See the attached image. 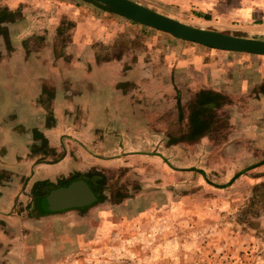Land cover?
<instances>
[{
    "label": "rangeland",
    "instance_id": "374dc122",
    "mask_svg": "<svg viewBox=\"0 0 264 264\" xmlns=\"http://www.w3.org/2000/svg\"><path fill=\"white\" fill-rule=\"evenodd\" d=\"M136 1L154 5L151 0ZM52 3L38 0V10L54 11ZM6 4L7 0H0L4 15ZM156 8L176 11L167 5ZM21 10L18 7L5 17L16 18ZM64 11L80 14L60 21L61 43L73 40L75 25L82 22L85 27L80 29L84 37L93 39L96 59L125 57L126 63L142 60L147 66L157 62L159 87L147 75L146 88L148 102L157 100L161 118L150 122L148 131L162 136L145 149L146 145L140 149L133 142L120 143L115 150L101 152L98 164L72 169L45 187L30 185L28 177L19 179L11 218L0 227V264H264V55L247 53V60L230 64V70L238 69L240 74L224 85L230 103L218 114L226 120L225 126L194 142L172 143L185 128L193 92L188 86L192 72L175 66L199 54L192 52L196 44L84 0H68ZM2 36L0 45L10 54L8 30ZM33 37L24 40L31 49L41 44ZM234 52L218 50L205 57L223 65V59L234 61L230 59ZM172 66L178 72L169 77ZM240 79L243 87L237 93ZM178 94L183 118L176 111ZM126 150L132 152H122ZM50 154L41 159L58 156ZM89 169L106 176L97 192L104 197L101 201L85 209L50 213L33 205L50 188ZM119 193L127 194L116 201Z\"/></svg>",
    "mask_w": 264,
    "mask_h": 264
},
{
    "label": "crops",
    "instance_id": "0c3cea01",
    "mask_svg": "<svg viewBox=\"0 0 264 264\" xmlns=\"http://www.w3.org/2000/svg\"><path fill=\"white\" fill-rule=\"evenodd\" d=\"M37 1L7 0L8 14L18 7L22 10L16 18L1 22L13 49L6 54L4 44L0 45V227L11 218L22 177H28L30 185L52 182L72 169L98 164L101 152L115 150L120 143L126 146L133 142L134 148L139 145L140 149L146 145L145 149L162 136L157 138L158 132L148 131L150 122L161 118L156 113L157 100L148 102L146 88L147 75L154 87H159L157 62L147 66L142 60L126 63L125 57L96 59L93 39L84 37L80 29L85 27L82 22L75 25L73 40L61 43L57 36L60 21L80 11H64L68 0H52L54 11H41ZM151 1L154 5L136 2L196 27L264 40V0ZM46 5L52 6L49 1ZM158 5L176 11H161ZM0 17L6 18L3 13ZM31 36L41 41L40 46H26L24 40ZM195 44L192 52L199 54L179 60L175 66L192 72L189 88L230 92L224 89L225 82L240 74L238 69L231 71V65L236 59L247 60V53L233 51L230 59L234 61L223 59L220 65L205 54L221 49L205 46L209 53L203 45ZM69 53L70 58L65 55ZM172 68L169 77L178 72ZM238 84L237 93L242 90V79ZM69 145L74 150H68ZM51 152L58 156L41 159Z\"/></svg>",
    "mask_w": 264,
    "mask_h": 264
},
{
    "label": "water",
    "instance_id": "95a60500",
    "mask_svg": "<svg viewBox=\"0 0 264 264\" xmlns=\"http://www.w3.org/2000/svg\"><path fill=\"white\" fill-rule=\"evenodd\" d=\"M108 12L168 33L176 38L221 50L264 55V40L242 37L217 30L196 27L162 14L133 0H84ZM203 173L202 171H200ZM98 201L96 191L85 178L50 188L33 205L43 213L82 209Z\"/></svg>",
    "mask_w": 264,
    "mask_h": 264
},
{
    "label": "trees",
    "instance_id": "16d2710c",
    "mask_svg": "<svg viewBox=\"0 0 264 264\" xmlns=\"http://www.w3.org/2000/svg\"><path fill=\"white\" fill-rule=\"evenodd\" d=\"M8 15L5 11V15ZM11 20L0 17V35H5L6 27L1 25V22ZM135 22V21H134ZM25 44V43H24ZM27 46V43H26ZM28 50V49H27ZM176 102L178 106L179 117L183 118V107L180 102L179 94L176 96ZM230 103L228 95L213 90L211 88H200L192 92L191 98L187 103V115L185 128L180 135L171 139L172 143L178 141H196L199 138L212 135L219 131L222 126L226 125V120L218 114V110ZM82 176L90 184V186L97 192L101 191V186L105 181V174L96 169H89ZM48 180L37 181L35 184H41L42 187L50 184ZM119 198L116 201H120L121 197L126 196L127 193H119ZM103 195L98 194V202L103 199ZM85 209V208H84Z\"/></svg>",
    "mask_w": 264,
    "mask_h": 264
},
{
    "label": "flooded vegetation",
    "instance_id": "af4514ba",
    "mask_svg": "<svg viewBox=\"0 0 264 264\" xmlns=\"http://www.w3.org/2000/svg\"><path fill=\"white\" fill-rule=\"evenodd\" d=\"M81 177H83V176L81 175ZM81 177H74V178L68 180L66 183H62V184L56 185L55 187L62 186V185H66V184H68L69 182H71V181H73V180H75V179H77V178H81ZM83 178H84V177H83Z\"/></svg>",
    "mask_w": 264,
    "mask_h": 264
}]
</instances>
